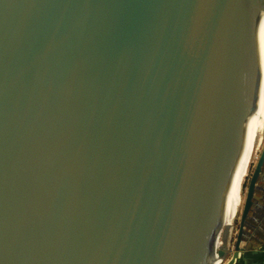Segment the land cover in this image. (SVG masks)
I'll return each instance as SVG.
<instances>
[{
    "label": "water",
    "instance_id": "1",
    "mask_svg": "<svg viewBox=\"0 0 264 264\" xmlns=\"http://www.w3.org/2000/svg\"><path fill=\"white\" fill-rule=\"evenodd\" d=\"M263 14L0 0V264H238L263 244L264 144L224 226Z\"/></svg>",
    "mask_w": 264,
    "mask_h": 264
},
{
    "label": "bare ground",
    "instance_id": "2",
    "mask_svg": "<svg viewBox=\"0 0 264 264\" xmlns=\"http://www.w3.org/2000/svg\"><path fill=\"white\" fill-rule=\"evenodd\" d=\"M260 40H261V78L258 93L251 114V119L243 145L240 159L234 173L231 187L225 203L224 226L232 227L236 214L243 202L244 183L249 168L261 148L264 137V14L260 18ZM262 149V148H261ZM220 241L216 243V247ZM218 255H214L213 264H219Z\"/></svg>",
    "mask_w": 264,
    "mask_h": 264
},
{
    "label": "crops",
    "instance_id": "3",
    "mask_svg": "<svg viewBox=\"0 0 264 264\" xmlns=\"http://www.w3.org/2000/svg\"><path fill=\"white\" fill-rule=\"evenodd\" d=\"M238 264H264V243L244 252Z\"/></svg>",
    "mask_w": 264,
    "mask_h": 264
},
{
    "label": "rangeland",
    "instance_id": "4",
    "mask_svg": "<svg viewBox=\"0 0 264 264\" xmlns=\"http://www.w3.org/2000/svg\"><path fill=\"white\" fill-rule=\"evenodd\" d=\"M263 144H264V137H263V141H262L261 148H262ZM261 148L258 150V152H257V156H256V158L254 159V161L252 162V164H251V166H250V168H249V172H248V175H247L246 180H245V183H244V194H245V189H246L247 182H248V179H249V175H250V173H251V171H252V169H253V167H254V165H255L256 159H257V157H258V154H259ZM243 197H244V195H243ZM243 199H244V198H243ZM242 204H243V202H242ZM242 204H241V206H240V208H239V210H238V212H237V214H236V216H235L236 218L234 219V220H235V223H234L233 231L236 230V227H237V220H238V218H239V214H240V210H241ZM233 233H234V232H233Z\"/></svg>",
    "mask_w": 264,
    "mask_h": 264
}]
</instances>
